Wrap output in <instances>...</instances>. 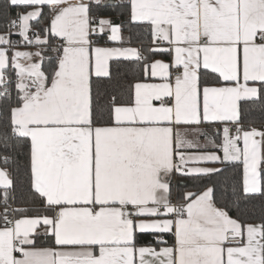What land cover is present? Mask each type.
I'll return each instance as SVG.
<instances>
[{
  "label": "snow or ice",
  "instance_id": "1",
  "mask_svg": "<svg viewBox=\"0 0 264 264\" xmlns=\"http://www.w3.org/2000/svg\"><path fill=\"white\" fill-rule=\"evenodd\" d=\"M0 264H264V0H0Z\"/></svg>",
  "mask_w": 264,
  "mask_h": 264
},
{
  "label": "trees",
  "instance_id": "2",
  "mask_svg": "<svg viewBox=\"0 0 264 264\" xmlns=\"http://www.w3.org/2000/svg\"><path fill=\"white\" fill-rule=\"evenodd\" d=\"M252 117L253 118H258L259 117V111L258 110H254L252 113Z\"/></svg>",
  "mask_w": 264,
  "mask_h": 264
}]
</instances>
